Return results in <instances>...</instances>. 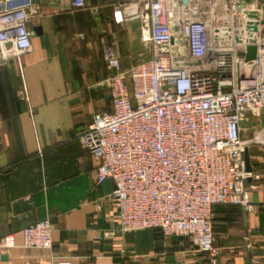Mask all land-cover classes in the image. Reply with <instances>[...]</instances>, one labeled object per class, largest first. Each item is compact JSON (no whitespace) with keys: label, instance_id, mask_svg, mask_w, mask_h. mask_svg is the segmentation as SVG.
<instances>
[{"label":"built area","instance_id":"2783aa9c","mask_svg":"<svg viewBox=\"0 0 264 264\" xmlns=\"http://www.w3.org/2000/svg\"><path fill=\"white\" fill-rule=\"evenodd\" d=\"M34 14L35 0H0V60L32 50ZM114 18L139 22L150 56L126 68L104 46L112 107L78 141L97 181L113 180L123 231L188 238L218 264L216 208H252L242 131L247 115L264 113V1L126 0ZM251 45L257 57L247 60ZM52 231L49 218L29 224L22 246L52 249ZM16 245L13 234L0 238L1 250Z\"/></svg>","mask_w":264,"mask_h":264},{"label":"crops","instance_id":"0c3cea01","mask_svg":"<svg viewBox=\"0 0 264 264\" xmlns=\"http://www.w3.org/2000/svg\"><path fill=\"white\" fill-rule=\"evenodd\" d=\"M124 1L85 0L74 9L71 0H35L32 50L20 62L0 60V238L13 234L17 244L0 249V264H211L188 238L123 231L115 184L97 181V162L78 141L112 107L104 46L126 68L144 55L139 22L115 21ZM248 118L252 208L215 211L218 264H264V117ZM45 218L52 249L24 248L23 228Z\"/></svg>","mask_w":264,"mask_h":264},{"label":"water","instance_id":"95a60500","mask_svg":"<svg viewBox=\"0 0 264 264\" xmlns=\"http://www.w3.org/2000/svg\"><path fill=\"white\" fill-rule=\"evenodd\" d=\"M264 1V0H261ZM33 30L37 31V27H33ZM257 57V46L251 45L247 48V54H246V59L247 60H252ZM245 166L246 170L248 172H253V167L251 164V159H250V154H249V149L246 147L245 149Z\"/></svg>","mask_w":264,"mask_h":264},{"label":"rangeland","instance_id":"374dc122","mask_svg":"<svg viewBox=\"0 0 264 264\" xmlns=\"http://www.w3.org/2000/svg\"><path fill=\"white\" fill-rule=\"evenodd\" d=\"M143 52H144V55L142 56V57H140V59L139 60H135L133 63L135 64L136 62H138V61H140V60H142V59H146V58H148V56H149V48H148V46L144 43V48L143 49H141ZM248 117H250V118H252V116H250V115H247V119H245V121H244V123H245V126L247 125V124H249V121H247L249 118ZM264 117V113H263V115L261 116V118H263ZM264 119V118H263ZM261 127H264V124H263V126H261ZM219 208H221V207H218L216 210H218ZM215 225V224H214Z\"/></svg>","mask_w":264,"mask_h":264},{"label":"trees","instance_id":"16d2710c","mask_svg":"<svg viewBox=\"0 0 264 264\" xmlns=\"http://www.w3.org/2000/svg\"><path fill=\"white\" fill-rule=\"evenodd\" d=\"M220 206H222V205H220ZM218 207H219V206H218ZM218 207H217V208H218ZM217 208H216V209H217ZM215 211H216V210H215Z\"/></svg>","mask_w":264,"mask_h":264}]
</instances>
